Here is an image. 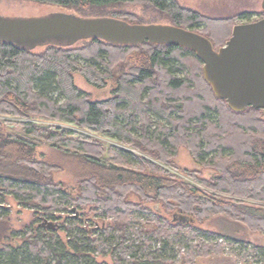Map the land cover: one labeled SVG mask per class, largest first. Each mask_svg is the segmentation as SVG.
Listing matches in <instances>:
<instances>
[{
    "label": "trees",
    "instance_id": "trees-1",
    "mask_svg": "<svg viewBox=\"0 0 264 264\" xmlns=\"http://www.w3.org/2000/svg\"><path fill=\"white\" fill-rule=\"evenodd\" d=\"M31 1L75 8L85 13L89 9L141 0ZM142 1L166 14L172 24L195 29L219 47L230 38L236 24L234 17H210L182 5L179 0ZM112 16L119 17L116 13ZM239 16L249 18L248 13ZM81 41L85 43L79 47H74L76 44L69 47L48 44L37 52L0 40V114L27 119L42 117L80 126L132 144L167 161L183 144L190 148L199 164L204 163L203 157L212 152L213 160L219 162L220 177L217 182L206 180L205 184L245 199L264 202V119L260 117L264 113L261 109L249 107L236 112L225 100L217 98L204 78L203 62L183 46L150 42L115 44L99 38ZM138 47H145L147 52L142 54L131 74L118 73L121 75L114 85L112 97L91 100L75 84L74 76L80 73L93 86L105 87L115 78L114 68L124 58L122 54ZM150 113L168 120V125H156L154 136L137 141L132 132L143 130L146 133L152 129ZM22 129V133L5 132L0 122V186L16 196L31 193L27 205L41 206L48 215L65 210L66 207L59 203L61 197L80 206L87 200L96 199L101 215L113 217L114 221L109 226L112 233L104 241L82 237L86 234L82 231L79 232L82 236L70 235L69 242L73 247L57 235V227L28 226L23 236L24 246H0V264H101L90 255L94 251L90 244L104 249L105 243L114 244L112 241L118 230L122 232L123 240L130 239L128 225L133 222L130 219L132 211L152 209L160 216V203H165L169 209L174 207L175 213L190 217L189 221L175 220L174 213L164 225L158 224L167 235L188 232L195 237L199 232L194 227L195 221L203 222L213 213L241 220L252 230L264 228V207L211 196L192 184L168 177L154 162L150 164V172L140 168L133 170L127 166L133 162L144 166L150 161L131 151L118 148L119 165L103 160V149H97L95 142L71 138L70 135L76 134L73 129L42 126L31 121L23 123ZM158 131L162 133L157 137ZM42 140L59 142L65 146H61L65 154L76 156L84 163L83 171L79 173L82 185L79 195L53 178L51 170L61 169L63 165L49 159L38 160L36 148ZM227 151H230L229 157L225 155ZM158 169L163 172L158 173ZM128 190L136 191L155 204L149 207L128 200ZM156 204L160 206L156 207ZM136 232L141 237V229ZM142 242L147 243L146 239ZM170 244V241L165 243ZM190 249L192 264L198 257L224 253L222 243L209 244L200 239H196ZM142 250L140 256L127 257L126 249H122L121 260L116 264H161L158 250L151 253ZM250 251L256 259V252H264V246L255 245Z\"/></svg>",
    "mask_w": 264,
    "mask_h": 264
},
{
    "label": "rangeland",
    "instance_id": "rangeland-1",
    "mask_svg": "<svg viewBox=\"0 0 264 264\" xmlns=\"http://www.w3.org/2000/svg\"><path fill=\"white\" fill-rule=\"evenodd\" d=\"M262 1L179 0L182 5L198 10L210 17H234V23L236 24L250 22L249 20L254 21L264 17ZM58 11L74 12L81 16L88 14L99 16L97 14L102 13L101 16L115 17L112 15L116 13L119 16L116 18L124 19L131 23H171L166 14L142 0L98 9H89L85 13H81L75 8H67L31 0H0V15L4 17H38ZM244 13H248L249 18H241L239 16ZM84 43L80 41L74 47H79ZM214 47L215 49L220 48L217 45H214ZM43 49V47H37L35 51L39 52ZM146 52L147 49L145 47H138L130 49L126 54H122V57L124 55L123 59L119 56L121 59L114 68L116 76L109 80L103 88H98L88 83L80 73H76L74 76L75 84L87 93L88 98L91 100L112 97L113 91L116 88L114 85L117 82V78L121 75L118 73L131 74L132 68L140 63L142 54ZM81 63L83 62L81 61ZM193 65L192 63L191 66L194 67ZM201 69H203V65ZM57 96L58 94L56 92L55 97ZM150 116L153 125L149 132L145 133L143 130L132 132L133 137L137 141H143L146 137L154 136L153 132L156 129V125L161 127L168 125V120H163L152 113H150ZM260 117L264 119L263 114ZM27 121L42 126H59L64 129H73L76 134L70 135V137L76 140L85 138L86 140L95 142L97 149H103L102 159L106 162H113L120 165L119 158H116V156H118V148H123L150 161L146 162L144 166H140V163L137 162H133L130 166H127L133 170L140 168L146 172H150L152 171V165L150 166V164L154 162L164 173H167L168 177L176 181L192 184L211 196L233 201L234 203H247L264 207V202L262 201L250 198L245 199V197L234 195L232 192L214 189L204 183L206 180L217 182V178L220 177L219 173L221 169L218 166L219 162L216 159L213 160L214 155L212 152L207 153L203 157L205 160L204 163L199 164L193 158L190 148L186 144H183L175 149V154L169 157L167 161L145 153L132 144L123 143L107 135L80 126L42 117L27 119L13 114H0V122L5 132L22 133V125ZM161 133V131H158L155 136L158 137ZM61 146L65 147L57 141L42 140L36 148L37 158L39 161L49 159L57 165H63L61 169L55 168L51 170L53 178L56 182H61L62 186L66 187L69 191H74L75 195H79L82 188L79 173L83 171V166L85 165L78 157L65 154ZM205 149L203 148L204 151ZM229 154L230 151L225 153L227 157H229ZM161 170L158 169L157 172L162 173L163 171ZM26 189H32V187H26ZM31 197V193L28 195L20 193L16 196V194L14 195L7 188L0 186V216L2 215L0 217V246L7 244H15L19 247L24 246L25 241L23 240V236L28 226L57 227L59 229L57 235L65 242H69L71 239L70 235H81L79 233L80 231L86 233L84 236L81 235L82 237L87 236L92 240L99 238L101 241H104L107 235L112 233L109 226L111 223L113 225V217L108 218L101 215L100 204H98V200L96 199L92 201L87 200L83 206H80L68 200L66 197H61L59 203H62L66 207L65 210H57L53 215H48L45 214L41 206L31 207L27 205ZM128 200L143 203L149 207L155 204V202L146 200L134 190L129 191ZM160 204L162 207L159 211L160 216L152 209L141 212L132 211L133 216H130V219L133 222L128 225L130 239L123 240L121 238L122 232L119 230L115 231V238L112 241L114 244L107 242L103 245L104 249H98L92 243L93 245H90L94 251L90 252V255L95 257L97 262L101 264H116V261L121 260L119 256H122V249H126L127 257L140 256V249H143L142 251L146 253L158 250L161 264H192L190 262V246L196 242V239H200L209 244L216 242L222 243L224 253L210 257H198L193 264H261L264 261L263 251L256 252V259L252 258L253 254L250 251L255 245L264 246V228L260 227L257 230H252L241 220L229 218L222 213H213L211 216L205 218L203 222L195 221L194 227L199 229L195 237L191 236L188 232L167 235V232H163L158 227V224L164 225L168 218H172V215L177 212V209L174 207H170L171 209L169 207L166 208L165 203ZM159 206L156 204V207ZM211 212L214 211L211 210ZM140 229L141 237L136 232L140 231ZM142 239H146L147 243H143ZM167 241H170L171 244L165 245ZM69 245L72 246L73 244L69 242ZM192 250L196 253V249L193 248ZM239 256L243 258H239Z\"/></svg>",
    "mask_w": 264,
    "mask_h": 264
},
{
    "label": "water",
    "instance_id": "water-1",
    "mask_svg": "<svg viewBox=\"0 0 264 264\" xmlns=\"http://www.w3.org/2000/svg\"><path fill=\"white\" fill-rule=\"evenodd\" d=\"M264 10V0L262 1ZM99 38L110 43L146 42L183 46L203 62V75L215 95L236 112L249 107L264 113V17L233 26L232 35L219 49L205 35L190 28L164 23H131L111 16H81L58 11L38 17L0 15V40L26 49L48 44L73 46ZM174 219L190 217L174 214Z\"/></svg>",
    "mask_w": 264,
    "mask_h": 264
}]
</instances>
